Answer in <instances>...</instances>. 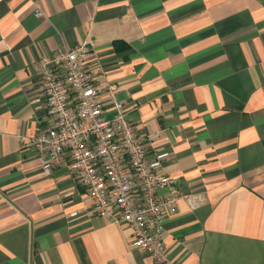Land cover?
<instances>
[{"label": "crops", "instance_id": "crops-1", "mask_svg": "<svg viewBox=\"0 0 264 264\" xmlns=\"http://www.w3.org/2000/svg\"><path fill=\"white\" fill-rule=\"evenodd\" d=\"M83 42L95 84L196 196L164 222L170 258L264 264V0H0V264H155L21 140L47 126L39 61Z\"/></svg>", "mask_w": 264, "mask_h": 264}, {"label": "built area", "instance_id": "built-area-1", "mask_svg": "<svg viewBox=\"0 0 264 264\" xmlns=\"http://www.w3.org/2000/svg\"><path fill=\"white\" fill-rule=\"evenodd\" d=\"M92 52L93 45L83 42L39 61L38 101L46 107L47 126L21 140L35 149L46 176L58 167L75 171L94 213L132 229V247L148 253L155 264H182L168 254L164 222L181 199L195 208L196 196L179 195L174 190L178 180L160 172L171 153L148 156L147 140L138 135L127 106L115 99L117 87L95 84L87 68Z\"/></svg>", "mask_w": 264, "mask_h": 264}]
</instances>
